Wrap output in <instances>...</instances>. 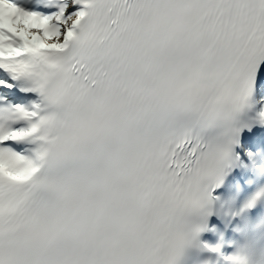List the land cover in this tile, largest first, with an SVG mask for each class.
Instances as JSON below:
<instances>
[{
    "label": "snow or ice",
    "instance_id": "obj_1",
    "mask_svg": "<svg viewBox=\"0 0 264 264\" xmlns=\"http://www.w3.org/2000/svg\"><path fill=\"white\" fill-rule=\"evenodd\" d=\"M181 261L264 264V0H0V264Z\"/></svg>",
    "mask_w": 264,
    "mask_h": 264
},
{
    "label": "clouds",
    "instance_id": "obj_2",
    "mask_svg": "<svg viewBox=\"0 0 264 264\" xmlns=\"http://www.w3.org/2000/svg\"><path fill=\"white\" fill-rule=\"evenodd\" d=\"M260 222H261V221H259V220L257 221V223H260ZM238 255H239V253H238Z\"/></svg>",
    "mask_w": 264,
    "mask_h": 264
}]
</instances>
